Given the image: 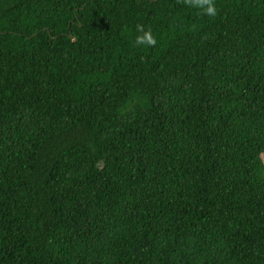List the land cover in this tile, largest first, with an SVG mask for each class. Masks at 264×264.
<instances>
[{
	"label": "trees",
	"instance_id": "obj_1",
	"mask_svg": "<svg viewBox=\"0 0 264 264\" xmlns=\"http://www.w3.org/2000/svg\"><path fill=\"white\" fill-rule=\"evenodd\" d=\"M215 5L0 0V264H264V0Z\"/></svg>",
	"mask_w": 264,
	"mask_h": 264
},
{
	"label": "clouds",
	"instance_id": "obj_2",
	"mask_svg": "<svg viewBox=\"0 0 264 264\" xmlns=\"http://www.w3.org/2000/svg\"><path fill=\"white\" fill-rule=\"evenodd\" d=\"M187 3L192 7L200 9L204 15L209 17L215 16L218 11L215 0H187ZM136 33L134 40L135 46H155L157 44V40L150 28L137 24ZM260 159L264 160V153L260 154Z\"/></svg>",
	"mask_w": 264,
	"mask_h": 264
}]
</instances>
